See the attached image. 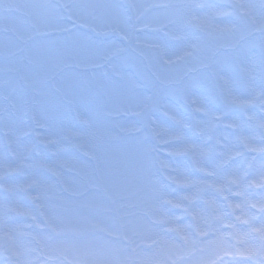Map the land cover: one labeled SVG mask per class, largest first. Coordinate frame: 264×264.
Returning a JSON list of instances; mask_svg holds the SVG:
<instances>
[{
  "label": "clouds",
  "instance_id": "obj_1",
  "mask_svg": "<svg viewBox=\"0 0 264 264\" xmlns=\"http://www.w3.org/2000/svg\"><path fill=\"white\" fill-rule=\"evenodd\" d=\"M128 2L135 13L132 23H128L132 17L121 19L115 14L107 0H0V14L15 7L29 16L31 31L26 41L35 40L34 46L27 50L36 76L32 92L53 101L71 122V125L58 123L57 131L62 135H51L41 142L59 144L63 140L87 157L86 160L58 162L77 176L93 169H107L117 196L128 191V196L117 207L134 211L123 215L138 219L149 215L152 220V224L139 223L126 233L122 231L115 239L84 237L79 230L73 229L72 238L37 240L41 249L39 255L45 259L17 260L13 264H264V88H253V94L248 97L238 96L227 87L228 78L213 68L225 112H211L203 101L185 98L194 111L204 112L210 121L223 122L230 127L236 125L224 121L228 110L255 106L261 113L257 117L245 112L256 134L241 137L242 148L236 153L250 154L247 167L255 171L251 175L247 171L232 173L222 179H217L215 171L206 167L205 161L211 150L186 142L182 135L169 134L150 116L149 103H133L125 99L118 112L106 113L113 117L122 114L124 118L115 119L104 135H100L97 129L96 114L87 108L94 95L92 84L99 85L101 77L108 75L113 68L110 61L116 54H135L144 58L160 82L168 83L176 79L183 67L194 71L188 62L198 60L201 54L215 55L219 49L239 43L245 35L241 25H213L196 17L192 7L200 6L199 0ZM172 3L182 5V9L171 22L185 26L195 21L200 35L179 55L167 57L162 50L157 51L160 45L137 34L148 27L137 22L153 4ZM234 5L232 9L217 14L238 15L241 24L250 31L264 33V0H259V8L249 0H234ZM73 13L82 18L79 27L68 23ZM242 74L249 81L257 77L264 80V64L244 67ZM123 87L115 89L117 95L123 92ZM164 115L180 122L169 112ZM178 157L187 159L191 171L213 179L194 177L188 168L177 162ZM17 170L7 168L9 172ZM50 170L64 182L59 168L52 166ZM36 183L33 179L25 188ZM171 185L194 190L174 197L172 192L176 189ZM208 188H214L226 200L228 192L243 195L244 191L251 189L260 195L255 200L243 202L228 200L229 211L218 207L215 200L207 201L212 209L210 214L192 210L191 203ZM164 204L184 209L191 216V223H178L180 217L162 211ZM37 206L44 208L43 204ZM249 209H255V213ZM240 225H247V230L241 231ZM49 226L53 232L64 231L51 223ZM114 235L109 233V237ZM5 237L12 239L7 230H0V241ZM14 253L21 254L15 250Z\"/></svg>",
  "mask_w": 264,
  "mask_h": 264
},
{
  "label": "rangeland",
  "instance_id": "obj_2",
  "mask_svg": "<svg viewBox=\"0 0 264 264\" xmlns=\"http://www.w3.org/2000/svg\"><path fill=\"white\" fill-rule=\"evenodd\" d=\"M199 2L200 6L192 7L196 17L213 25L240 24L245 33L244 39L234 46L219 49L215 55L201 54L198 60L188 62L194 71L183 67L176 79L168 83L160 82L157 75L149 70L144 58L118 53L110 61L113 68L108 75L101 77L99 85L92 84L94 95L87 108L96 114L97 129L100 135H104L115 119L124 118L122 114L113 117L106 113L118 112L125 99L133 103L147 102L151 107L150 116L169 134L182 135L186 142L211 150L205 163L206 167L215 171L217 179L245 171L251 175L255 170L247 167L250 154L236 153L242 148L241 137L256 134L245 112L259 117V109L252 106L228 110L224 121L236 125L230 127L223 122L210 121L204 112L194 111L185 98L203 101L211 112H225L213 68L228 78L227 87L238 96L248 97L253 94V88H264L261 78L249 81L242 74L244 67L264 64V33L250 31L241 24L238 15L217 14L232 9L234 0ZM249 3L259 8V0H249ZM107 4L121 19L132 17L128 23L133 22L135 13L128 0H107ZM181 9L182 5L176 3L153 4L137 22L148 27L137 34L160 45L157 51L162 50L167 57L179 55L200 35L195 21L185 26L171 22ZM81 20V16L73 13L68 23L79 27ZM28 21L29 16L15 7L0 14V172H3L0 175V230H7L12 237L0 241V264H13L17 260H44L45 256L39 255L41 249L37 240L72 238L73 229L79 230L84 237L115 239L122 231L126 233L139 223L152 224L149 215H143L142 219L123 215L134 211L128 207H117L128 196V191L117 196L107 169H93L88 174L77 176L58 162L86 160L87 157L63 140L59 144L41 142L51 135H62L57 131L58 123L71 125V122L53 101L32 92L36 76L27 50L34 46L35 40L26 41L31 31ZM118 86H124L120 95L115 91ZM164 112L175 115L180 122L173 121ZM161 155L172 159L166 153ZM177 162L191 171L186 158L178 157ZM52 166L59 168L63 174V183L50 170ZM13 167L18 170L7 171V168ZM191 175L200 180L213 179L194 171H191ZM33 179L37 183L25 188ZM171 188L176 189L172 192L174 197L194 190L177 188L175 185H171ZM37 194L38 198L33 199ZM226 194L227 200L214 188H208L191 203L190 208L210 214L212 209L207 201L215 200L218 207L229 211L228 200L243 202L255 200L260 195L251 189L244 191L243 195ZM38 204H43L44 208H38ZM162 211L169 216L180 217L178 223H191V216L182 208L164 204ZM249 211L255 213V209ZM46 216L51 218L50 221ZM50 223L64 231L53 232ZM240 230L246 231L247 225H240ZM109 233L115 235L109 237ZM14 250L21 254L15 255Z\"/></svg>",
  "mask_w": 264,
  "mask_h": 264
},
{
  "label": "snow or ice",
  "instance_id": "obj_3",
  "mask_svg": "<svg viewBox=\"0 0 264 264\" xmlns=\"http://www.w3.org/2000/svg\"><path fill=\"white\" fill-rule=\"evenodd\" d=\"M14 254L19 255V253H14Z\"/></svg>",
  "mask_w": 264,
  "mask_h": 264
},
{
  "label": "trees",
  "instance_id": "obj_4",
  "mask_svg": "<svg viewBox=\"0 0 264 264\" xmlns=\"http://www.w3.org/2000/svg\"><path fill=\"white\" fill-rule=\"evenodd\" d=\"M230 5H232V4H230Z\"/></svg>",
  "mask_w": 264,
  "mask_h": 264
}]
</instances>
